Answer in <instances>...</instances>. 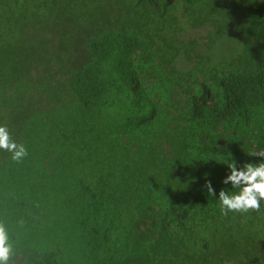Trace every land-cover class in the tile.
<instances>
[{
	"label": "trees",
	"instance_id": "trees-1",
	"mask_svg": "<svg viewBox=\"0 0 264 264\" xmlns=\"http://www.w3.org/2000/svg\"><path fill=\"white\" fill-rule=\"evenodd\" d=\"M0 125L9 264H264V0H0Z\"/></svg>",
	"mask_w": 264,
	"mask_h": 264
},
{
	"label": "clouds",
	"instance_id": "clouds-1",
	"mask_svg": "<svg viewBox=\"0 0 264 264\" xmlns=\"http://www.w3.org/2000/svg\"><path fill=\"white\" fill-rule=\"evenodd\" d=\"M0 150L12 152V159L17 162L28 155L26 146L17 144L7 125H0ZM249 155L261 159L242 165L232 159L228 165L229 172L221 181L223 185H231V189L238 190L229 192L225 188L220 189L218 199L221 213L225 216L229 212H259L261 201H264V150H253ZM204 187L209 195L216 196V189L211 180H206ZM12 247L6 228L0 224V264H9Z\"/></svg>",
	"mask_w": 264,
	"mask_h": 264
}]
</instances>
